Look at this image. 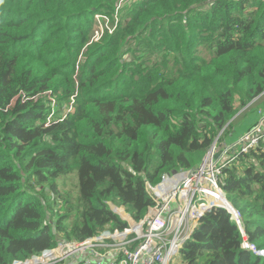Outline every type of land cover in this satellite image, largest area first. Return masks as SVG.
I'll use <instances>...</instances> for the list:
<instances>
[{
  "label": "trees",
  "instance_id": "1",
  "mask_svg": "<svg viewBox=\"0 0 264 264\" xmlns=\"http://www.w3.org/2000/svg\"><path fill=\"white\" fill-rule=\"evenodd\" d=\"M262 94L264 0H0V264L126 229L110 202L140 221L146 182L238 141ZM219 186L244 233L214 207L181 264H264L263 138Z\"/></svg>",
  "mask_w": 264,
  "mask_h": 264
},
{
  "label": "built area",
  "instance_id": "2",
  "mask_svg": "<svg viewBox=\"0 0 264 264\" xmlns=\"http://www.w3.org/2000/svg\"><path fill=\"white\" fill-rule=\"evenodd\" d=\"M102 17L109 21L106 16ZM99 30L95 40L103 33L101 22ZM260 113L258 123L238 141L225 144L223 149L218 148V141L212 145L198 167L166 173L157 184L147 181L153 204L140 221L120 207L129 217L125 220L117 212L128 223L126 229L104 230L84 240L61 241L40 255L15 260L12 264H172L204 213L220 206L210 189L217 187L222 193L219 175L223 167L264 139V110ZM216 152H220L218 157ZM240 216L238 212V219ZM245 247L259 253L256 245L247 240Z\"/></svg>",
  "mask_w": 264,
  "mask_h": 264
},
{
  "label": "rangeland",
  "instance_id": "3",
  "mask_svg": "<svg viewBox=\"0 0 264 264\" xmlns=\"http://www.w3.org/2000/svg\"><path fill=\"white\" fill-rule=\"evenodd\" d=\"M255 102V103H254ZM254 105H253V103H249L247 106H245L242 110H240V112H238V114L235 116V121L234 122H237L241 117H242V115L246 112V111H249L250 109H252V108H256V109H260V108H264V96H263V94L261 95V96H259L258 98H256V99H254ZM260 111H261V109H260ZM222 133V132H221ZM220 133V134H221ZM223 142H221V143H227V142H225V141H229V139L228 138H225L224 140H222ZM216 143V140H215V142H214V144ZM213 144V145H214ZM218 144V143H217ZM219 145V144H218ZM202 162H203V160H202ZM201 162V163H202ZM200 163V164H201ZM199 164V165H200ZM198 165V166H199ZM60 186H61V188L62 189H64V190H72V189H74L75 188V186H76V179H75V177H72V176H70V177H68V178H66V179H64V178H62V179H60ZM221 200H223V199H221ZM61 205H62V201L59 199V200H56V209H58V208H61ZM110 207H111V209L113 210V212L114 213H116L117 214V211H116V209H119L120 208V206H118V204L117 203H113V202H110ZM122 207V206H121ZM120 210V209H119ZM121 211V214L123 215L122 217L124 218V219H129V217L125 214V213H123V211L122 210H120ZM74 218H72V220H73ZM54 221V223H55V219L53 220ZM257 252H260V251H257ZM181 262H182V260L180 261V256H175V259H174V261L172 262V264H181Z\"/></svg>",
  "mask_w": 264,
  "mask_h": 264
},
{
  "label": "water",
  "instance_id": "4",
  "mask_svg": "<svg viewBox=\"0 0 264 264\" xmlns=\"http://www.w3.org/2000/svg\"><path fill=\"white\" fill-rule=\"evenodd\" d=\"M253 102H254V100L251 103H253ZM218 139H219V136L217 137L216 142L218 141ZM219 155H220V152H216L215 156L218 157ZM222 195H223V200L221 201L220 207H224L225 209H227L233 215V217L235 218V220L237 221V223L241 227V230L244 233V230H243L241 221H240V219H238V211L234 208V206L231 204V202L225 197V195H224L223 192H222ZM259 254L264 255V250H260V253Z\"/></svg>",
  "mask_w": 264,
  "mask_h": 264
},
{
  "label": "bare ground",
  "instance_id": "5",
  "mask_svg": "<svg viewBox=\"0 0 264 264\" xmlns=\"http://www.w3.org/2000/svg\"><path fill=\"white\" fill-rule=\"evenodd\" d=\"M210 191H212L214 193V198L216 200H218L219 202H221L220 197L223 196L222 193H221V191L217 187L211 188ZM116 211L119 212V213H121V211L119 209H116Z\"/></svg>",
  "mask_w": 264,
  "mask_h": 264
},
{
  "label": "crops",
  "instance_id": "6",
  "mask_svg": "<svg viewBox=\"0 0 264 264\" xmlns=\"http://www.w3.org/2000/svg\"><path fill=\"white\" fill-rule=\"evenodd\" d=\"M119 206V205H118ZM121 207V206H120Z\"/></svg>",
  "mask_w": 264,
  "mask_h": 264
},
{
  "label": "clouds",
  "instance_id": "7",
  "mask_svg": "<svg viewBox=\"0 0 264 264\" xmlns=\"http://www.w3.org/2000/svg\"><path fill=\"white\" fill-rule=\"evenodd\" d=\"M260 253V252H259Z\"/></svg>",
  "mask_w": 264,
  "mask_h": 264
}]
</instances>
